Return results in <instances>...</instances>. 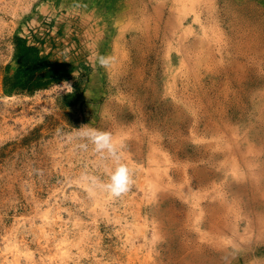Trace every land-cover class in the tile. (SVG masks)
<instances>
[{"label":"rangeland","instance_id":"obj_1","mask_svg":"<svg viewBox=\"0 0 264 264\" xmlns=\"http://www.w3.org/2000/svg\"><path fill=\"white\" fill-rule=\"evenodd\" d=\"M0 264H264V0H0Z\"/></svg>","mask_w":264,"mask_h":264},{"label":"clouds","instance_id":"obj_2","mask_svg":"<svg viewBox=\"0 0 264 264\" xmlns=\"http://www.w3.org/2000/svg\"><path fill=\"white\" fill-rule=\"evenodd\" d=\"M98 59L99 65L102 67H108L111 58L103 55L94 54ZM63 86L68 90L69 93L73 92L72 85L65 82ZM86 96L91 95V92H86ZM69 141L73 139H80L86 141L85 143H80L78 146L83 149H88V143L93 145V150L99 154H106L107 158H110L114 162V169L109 172V180L107 183L98 182L96 177L83 176L82 179L85 181H90L88 185V190L91 192L95 188L108 192L113 197H120L122 194L129 191V188L133 184L132 174L129 168L120 162V157L118 155V150L116 145L113 143V137L110 132L101 131L95 128H90L87 126L81 127L76 130L75 135L68 136Z\"/></svg>","mask_w":264,"mask_h":264},{"label":"bare ground","instance_id":"obj_3","mask_svg":"<svg viewBox=\"0 0 264 264\" xmlns=\"http://www.w3.org/2000/svg\"><path fill=\"white\" fill-rule=\"evenodd\" d=\"M199 12V11H198ZM196 14V13H195ZM195 19V18H194ZM217 226V225H216ZM224 228V227H223ZM230 228V227H229ZM236 230H237V228H236Z\"/></svg>","mask_w":264,"mask_h":264}]
</instances>
